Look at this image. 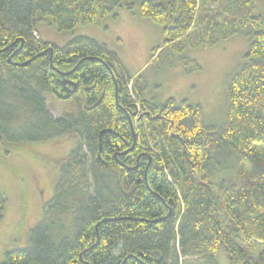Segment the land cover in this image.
Instances as JSON below:
<instances>
[{
  "label": "trees",
  "instance_id": "1",
  "mask_svg": "<svg viewBox=\"0 0 264 264\" xmlns=\"http://www.w3.org/2000/svg\"><path fill=\"white\" fill-rule=\"evenodd\" d=\"M134 1L0 0V140L81 139L30 244L1 264H219L221 250L229 264H264V15H253V0L141 1L139 14L162 27L153 61L216 45L250 24L225 117L206 123L187 98H146L144 75L126 74L106 44L77 36L59 47L36 29L117 17ZM184 62L186 72L201 69ZM46 92L75 101L77 113L54 117ZM6 202L0 191V221Z\"/></svg>",
  "mask_w": 264,
  "mask_h": 264
},
{
  "label": "rangeland",
  "instance_id": "2",
  "mask_svg": "<svg viewBox=\"0 0 264 264\" xmlns=\"http://www.w3.org/2000/svg\"><path fill=\"white\" fill-rule=\"evenodd\" d=\"M141 1H134L135 10L119 7L117 17L105 15L98 22L79 24L73 29L61 30L51 21L40 22L36 29L44 41L59 47L77 36H87L106 44L118 54L126 74L144 75L148 82L146 98L158 103L170 97L178 103L187 98L191 105L202 106L206 123H220L227 112L229 82L248 60L249 41L245 32L250 29V24L241 29L242 33L216 45L189 48L181 54L167 50L153 61V48L163 44L162 27L139 14ZM253 1V15H264V0ZM170 59L175 62L168 66ZM185 59L197 62L201 69L186 72ZM129 88L132 89V84ZM45 96L46 107L54 117L77 113L75 101L61 99L53 92H46ZM79 140L76 132L62 133L43 142L0 140V191L7 199L4 218L0 221V264L7 251L30 244V231L44 219V208L55 194L60 168ZM86 150L84 146L82 152L86 153ZM90 160L87 155L88 171ZM89 176L92 180L91 174ZM216 258L219 264H229L223 250Z\"/></svg>",
  "mask_w": 264,
  "mask_h": 264
},
{
  "label": "crops",
  "instance_id": "3",
  "mask_svg": "<svg viewBox=\"0 0 264 264\" xmlns=\"http://www.w3.org/2000/svg\"><path fill=\"white\" fill-rule=\"evenodd\" d=\"M110 20V19H109ZM40 35V34H39ZM41 36V35H40ZM42 37V36H41ZM147 64V62L143 65V66H140L139 68V70H138V72H136L135 74H134V76H136L138 73H139V71L145 66Z\"/></svg>",
  "mask_w": 264,
  "mask_h": 264
},
{
  "label": "water",
  "instance_id": "4",
  "mask_svg": "<svg viewBox=\"0 0 264 264\" xmlns=\"http://www.w3.org/2000/svg\"><path fill=\"white\" fill-rule=\"evenodd\" d=\"M31 60H32V59H31ZM31 60H29V61H27V62H25V63H21L20 65H22V66L28 65V64L31 62Z\"/></svg>",
  "mask_w": 264,
  "mask_h": 264
}]
</instances>
